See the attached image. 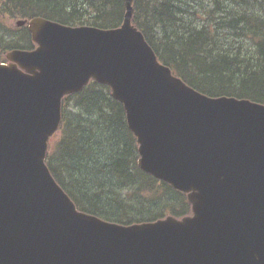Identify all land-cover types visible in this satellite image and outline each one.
Here are the masks:
<instances>
[{
	"label": "water",
	"instance_id": "1",
	"mask_svg": "<svg viewBox=\"0 0 264 264\" xmlns=\"http://www.w3.org/2000/svg\"><path fill=\"white\" fill-rule=\"evenodd\" d=\"M28 23L37 47L0 63V264H264V104L201 93L133 24ZM26 20H19L22 26ZM111 87L139 166L188 193L192 215L123 225L78 210L53 177L62 99Z\"/></svg>",
	"mask_w": 264,
	"mask_h": 264
},
{
	"label": "trees",
	"instance_id": "2",
	"mask_svg": "<svg viewBox=\"0 0 264 264\" xmlns=\"http://www.w3.org/2000/svg\"><path fill=\"white\" fill-rule=\"evenodd\" d=\"M125 12L126 0H0V17L71 26L117 27ZM133 22L192 87L264 104V0H134ZM34 47L25 26L0 43ZM59 132L47 163L81 210L122 224L191 213L186 193L139 167L137 139L108 85L91 81L67 95Z\"/></svg>",
	"mask_w": 264,
	"mask_h": 264
},
{
	"label": "rangeland",
	"instance_id": "3",
	"mask_svg": "<svg viewBox=\"0 0 264 264\" xmlns=\"http://www.w3.org/2000/svg\"><path fill=\"white\" fill-rule=\"evenodd\" d=\"M22 18V17H21ZM20 17H12V16H3L0 17V43L5 40V36L9 35L10 31L17 32L21 27L17 26V21L21 19ZM3 32V33H2ZM9 51L8 48H4L0 50L1 59H5L6 52ZM60 136V132H57L51 139L50 144L52 143L53 148L56 145V142ZM50 148V147H49Z\"/></svg>",
	"mask_w": 264,
	"mask_h": 264
},
{
	"label": "bare ground",
	"instance_id": "4",
	"mask_svg": "<svg viewBox=\"0 0 264 264\" xmlns=\"http://www.w3.org/2000/svg\"><path fill=\"white\" fill-rule=\"evenodd\" d=\"M237 51V50H236ZM70 119V118H69Z\"/></svg>",
	"mask_w": 264,
	"mask_h": 264
}]
</instances>
